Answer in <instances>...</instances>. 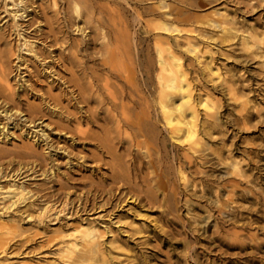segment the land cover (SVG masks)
I'll list each match as a JSON object with an SVG mask.
<instances>
[{"label": "rangeland", "instance_id": "obj_1", "mask_svg": "<svg viewBox=\"0 0 264 264\" xmlns=\"http://www.w3.org/2000/svg\"><path fill=\"white\" fill-rule=\"evenodd\" d=\"M58 1L61 9L62 0ZM101 1L93 0L92 5L105 2ZM108 3L120 15V29L133 37L131 56L142 63L147 55L156 58L154 44L159 37L166 38L161 40H167L180 58L192 86L193 105H197V142L171 139L157 122L154 139L147 140L148 148L129 146L122 138L105 151L97 141L108 126L102 119L103 104L95 102L97 99L74 104L65 100L57 82L25 76L50 106L46 108L30 92L0 105V112L11 109L12 114L15 108L21 112L12 114L10 120L0 113V129L7 126L0 132V208L8 202L1 192L16 174L22 173L15 181H25L33 193L13 214V223L26 231L5 247L0 262L7 263L0 264H70L59 258L58 245L45 246L44 242L62 232H73L79 223L93 226L100 234L93 264H264V0ZM155 3L163 8L151 11ZM162 12L169 14L165 20ZM47 15H52L50 10ZM32 16L20 20L25 36L34 34L36 24L27 28ZM1 18L0 26L10 20L0 10ZM38 19L46 31L44 19ZM213 20L228 30L215 26ZM161 21L182 31L163 34L155 28ZM87 31L95 34L90 28ZM8 40L14 49L22 42L14 34ZM36 44L41 47L40 41ZM95 50L92 55H86L91 51L84 53L87 57L80 53V60L103 77L105 69ZM25 59L31 75L33 70L41 71L29 55ZM78 71L66 66L61 76L68 80ZM133 72L140 81L139 68ZM15 74L16 70L9 75L13 86L18 82ZM110 81L120 84L116 78ZM204 103L218 118V126H205V120L211 118L205 115ZM80 106L90 117H83ZM29 112H35V123L24 120ZM37 125L45 129V141L37 142ZM49 152L51 159L45 157ZM117 173L123 178V192L133 189L141 197L122 201L108 218L102 216L108 196L103 189L116 188L119 183L112 179ZM67 190L75 205L78 198L89 197L93 210L58 217L48 213L38 225L33 219L36 211L47 199L58 205L62 200L54 198L60 199ZM33 199L36 206L29 207ZM20 211L33 220H22ZM26 236L30 240L24 243Z\"/></svg>", "mask_w": 264, "mask_h": 264}, {"label": "bare ground", "instance_id": "obj_2", "mask_svg": "<svg viewBox=\"0 0 264 264\" xmlns=\"http://www.w3.org/2000/svg\"><path fill=\"white\" fill-rule=\"evenodd\" d=\"M102 1L105 2L103 4L97 2L98 4L95 7L94 4L92 5L93 0L92 2H87V0H62V8L60 9L61 6H58V0H0V10L10 17L9 21L0 26V105L2 103L4 105L8 104L23 92L37 95L25 76L31 78L34 76L36 81L42 76L49 79V83L57 82L56 84L63 91L65 100H72L74 104L81 105L97 99L98 101L95 100V102L99 105L103 104L102 119L108 126L103 127V135L97 138V141L99 147L105 151L110 148L113 149V141L121 142L122 138H126L129 146L139 147L144 145L148 148L147 140L154 139L153 135L156 128H158L156 127L158 126L156 125L157 122L163 124L166 134L171 139L178 140L183 137L184 141L195 144L199 132L196 129L199 124H197V105H193L194 101L191 98L192 86L180 58L175 55L168 42H166L167 40H161L166 38L159 37L156 38L158 42L156 41L154 44L158 53L156 58L147 55L142 63L139 58L131 56L132 53L130 54L129 51L132 48L131 44H133L132 35L125 29H120L119 25L122 24L120 15L116 9L109 7L108 2L119 3L123 1L128 3L132 0ZM160 4L155 3V5H152L151 11L162 9L163 7ZM80 6H82V9ZM69 7L72 8L75 15L69 13ZM30 8L31 10H28ZM49 10L52 15L46 17ZM31 14H33L32 19L30 21L26 19L25 21H28L27 28L36 24L34 34L25 36V30L22 29L20 20ZM160 14L163 16V20H165V16L169 15L167 12ZM38 17L44 19L46 31L40 25L42 20ZM219 23V20H213L215 26H219ZM219 27L224 31L228 30L224 26ZM87 28L94 30L95 34L91 36ZM155 28L163 34L182 31L174 26H168L165 21L159 22ZM13 34L17 39L22 40L16 49L11 46L8 40ZM39 41L41 47L38 48L36 42ZM94 50L97 51L95 53H100L98 54L100 56L98 58L100 59L99 65L105 69L103 77L90 71L85 66V61L80 60V53H83L84 56V53L91 51L90 54L86 55H92ZM188 50L190 49L188 48ZM193 50L195 49L193 48ZM25 55H29L39 63L40 72L33 70L34 74L31 75V69L26 63ZM66 66L78 68L77 76L74 77L72 74V77L68 80L61 76ZM137 67L141 72L140 81L133 72V69ZM15 70V77L17 76L18 82L13 86L10 83L9 75ZM26 72H28V75H26ZM110 78L118 79L120 84L111 82ZM36 98H39L41 104L49 108L50 105L46 99L40 98L38 95ZM203 106L205 115L211 118L205 120V126H218L215 122L218 118L214 113L209 112V105L204 103ZM80 108L83 117H90L88 111L83 110V106H80ZM1 112H4V116L9 120L12 114H16V112L21 114L18 108H15L12 114L11 109L10 111L6 109ZM34 113L29 112L24 120L29 124L35 123ZM6 127L2 126L0 132L4 131ZM35 127L39 128L40 126ZM127 130H129V133ZM38 132L37 142L40 139L41 142L45 141L47 138L45 129L40 127L35 133ZM30 148L31 146L27 147V149ZM62 152H65V149ZM45 157L51 159L53 154L49 152ZM49 173H53L52 169ZM115 174H113L112 182L119 183L116 188L110 186L103 189V193L108 194V196L103 204L106 205V209H104L102 216H108V218L110 217L108 213L113 214L112 211L118 208L122 201L133 197L136 200V198L141 197V194L133 189H129L128 192L124 193L121 189L122 185H120L123 178L118 173ZM20 175L22 173L13 176L14 178L10 181L7 189L1 192L4 194L1 198H6L8 202L0 208V254L4 252L5 247L10 244L11 240L13 241L15 237L21 236L26 231V229L19 228L17 224H14L16 221L13 220L14 212H18L22 204L25 206L27 200L33 197L32 191L25 186V181L19 183L18 180L15 181ZM71 194L67 190L60 199L54 198L55 200H62L59 201L58 205H56V202H50L51 199H47L43 206L36 211L33 218L35 222L38 225L41 222L43 223L44 215L48 213L54 217L63 214L72 216L91 211L95 207L94 204L90 203L89 197L86 198V196L83 200L78 198L77 205H75L73 199H71ZM28 206L35 207V199L31 200ZM23 213H21L23 215L22 220L26 219V222L30 223L32 215ZM82 224L79 223L74 226L71 233L62 232L60 237L47 238L44 245H58L57 254L66 263L93 264L95 255L98 252L97 237L100 234L93 226L87 224L83 227ZM103 233L105 234V231ZM37 234L35 233L34 236ZM29 240L28 236L23 239L24 243ZM44 245L42 244V247ZM5 262L1 260L0 263Z\"/></svg>", "mask_w": 264, "mask_h": 264}]
</instances>
